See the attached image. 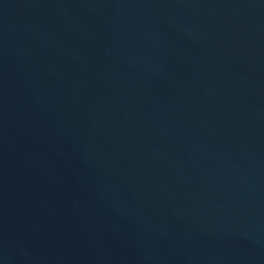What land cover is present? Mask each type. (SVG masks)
<instances>
[{"label":"water","instance_id":"obj_1","mask_svg":"<svg viewBox=\"0 0 264 264\" xmlns=\"http://www.w3.org/2000/svg\"><path fill=\"white\" fill-rule=\"evenodd\" d=\"M0 264H264V0H0Z\"/></svg>","mask_w":264,"mask_h":264}]
</instances>
